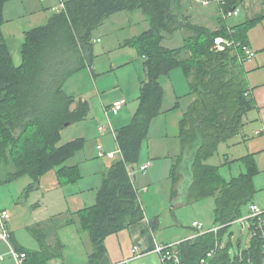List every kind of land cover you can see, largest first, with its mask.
<instances>
[{"label":"trees","instance_id":"16d2710c","mask_svg":"<svg viewBox=\"0 0 264 264\" xmlns=\"http://www.w3.org/2000/svg\"><path fill=\"white\" fill-rule=\"evenodd\" d=\"M0 0V164L7 167L8 180L29 174L36 183L42 175L57 168L59 185L66 187L82 178L78 165L67 161L81 150L86 140L78 138L59 144L66 123L84 120L89 115L87 100L66 92V81L86 66H93L94 31L106 19L122 11L141 10L149 29L127 41L138 48L145 78L141 81L139 105L132 121L117 131L122 157L103 173L93 205L78 210V222L90 237L89 264H101L107 253L106 238L142 221L144 208L139 200L132 171L140 162L141 146L154 118L163 111L165 89L160 79L178 68L191 78L190 94L195 96L180 120L182 153L172 166L170 177L174 194L181 179L190 183L191 200L215 197V221L224 227L180 242L186 264H200L207 253L221 242L228 225L239 219L256 193L255 172L226 181L219 166L209 163L220 144L241 133L245 115L254 101L246 81L244 61L229 49L218 50L214 38L226 35L222 26L215 32L194 25L176 9L177 0H65V9L53 12L45 25L25 31L22 62L16 65L4 35L5 5ZM240 0H227L225 9L238 7ZM253 23L233 26L236 37L248 45L247 33ZM187 28L197 31L201 42L185 48L193 50L184 58L181 49L162 45L164 32ZM76 103V105H74ZM179 106V101L176 107ZM55 221V222H54ZM52 228L74 224L75 218L46 223ZM157 223V220L155 219ZM45 223L29 227L40 243L32 250L11 240L18 252H25L23 264H49L62 258L63 244L48 242ZM215 264H262L257 240L231 256L229 246L217 249Z\"/></svg>","mask_w":264,"mask_h":264},{"label":"rangeland","instance_id":"374dc122","mask_svg":"<svg viewBox=\"0 0 264 264\" xmlns=\"http://www.w3.org/2000/svg\"><path fill=\"white\" fill-rule=\"evenodd\" d=\"M9 2L10 7L8 10L10 12L4 14L6 20L4 35L11 53L16 59H19L20 57L22 58L21 48L24 41V31L39 25H45L48 18L54 12L52 8L60 7L62 0H10ZM123 16L127 19V22L119 26L118 22L124 21L122 18ZM144 18L145 16L142 12L135 14L134 12L130 13L127 11L109 17L105 23L93 33V66L82 68L70 77L64 85V89L67 93L76 96L78 100L81 98L88 101L90 106L89 114L95 113L92 114L93 120L95 121L93 124L95 126H104L105 130L102 132L107 131L109 132L108 134L112 135L114 140L112 149L107 148L105 142L102 141L103 139L100 141V144L104 147L106 152H114L115 158L109 159L108 156H100L98 150L96 152L98 140L94 137L92 141H88L82 136V123L85 120H80L69 125H66L67 123L65 124L59 142L61 145L78 138L86 139L84 147L67 161V165L76 162L82 165V167H80L82 178L75 183V185L72 184L65 188L59 187L57 168L42 175L38 183H36L29 174H24L8 180V169L0 164V210H9L11 218L9 219L8 226L12 228L13 225L17 239L21 244L28 247V249H38L40 247L38 239L34 236L29 227L43 220L51 221L56 218L57 221L60 220L64 222L66 219L75 218L76 222L74 224L64 225L60 228H52V224H54L55 221L53 223H45L46 229L43 232L45 233L48 231V240L50 242L55 243L57 239L62 242V253L69 264H89L90 254L87 253L91 252L90 250H92L93 247L89 234L81 228L78 222V214L75 213L78 211L80 199H77V197H75L76 195L73 196L70 191L73 190V188L78 189L80 186L96 181V176L90 170L93 167L89 164V161L93 160L95 162H100V159H104L101 161L109 162L111 159L117 160L121 157L115 140V130L113 128L114 121L111 120V117L116 116V114L111 115V112L109 115L104 112L103 108H100L103 102L101 96L107 100L117 96L121 99H125L127 101L124 105L125 110H129L136 102V99H138L141 82L138 83V81H136L135 71L133 72L131 70H136V68H138L143 78L145 76L143 60L139 54L138 48L125 42L126 39L131 38L133 34H139L147 28L148 24ZM164 44L172 47H179L183 45V36L176 33L172 39L166 40ZM131 59L133 61L129 62ZM250 62L251 60L244 61L246 68L249 67ZM170 76L171 79L168 75L162 76L160 79L165 88L163 107H173L177 105L176 103L178 101L179 106H174L170 111V115L165 118L163 117L159 120H157L159 116L154 118L155 121H152L151 126L152 124L154 125L152 127L150 126L148 136L142 143L141 154H143V157H141L140 161L142 160L143 162L147 160V156L148 158L150 157L149 159H152V161H150L152 164L145 173L138 168L140 163H138L132 171L135 177L137 175L136 180L134 179V184L140 190L139 193L141 195L147 192L143 190L144 186L147 187V190H150L149 193L158 189V185L162 190H166L170 182L168 172H166V169L164 170V165L162 164L167 163V165H172V158L174 159L175 155L178 153L179 136H175L176 134L173 132L175 127L174 118H176V115H174L175 112L173 111L183 110L186 107L188 103L187 95L189 86H187L186 76L180 68L173 70ZM176 93L177 96H179L178 98ZM74 105H76V103ZM100 111L104 112V116L99 119L97 114ZM97 120L102 122L98 124ZM229 142L230 141H228V143ZM228 143H222L219 146L216 154L209 159V163L219 165L220 173L227 181H230L233 177L240 175L241 172H246L247 168L241 161L226 163L227 157L230 158L232 153L227 149ZM88 151L94 156L86 160L85 154ZM166 156H170L171 158L167 159ZM231 158L233 157L231 156ZM164 160L166 162H164ZM156 164L159 166L156 171V182L158 185L152 182L148 183V175L151 172V167ZM82 170L84 171L82 172ZM152 170L154 171V169ZM254 180L258 189L255 200L264 207L261 200L264 194V176H262V174H256ZM87 192H89V189H87ZM214 201V197H209L198 201L192 200V202L177 206L175 201H171L168 197L162 199V194H160L149 197L145 204L143 203V206L145 207V212H147L146 214L160 215L159 218L163 223L161 224L160 230H162L167 237H175L176 233L194 232L196 230L193 225L194 220L202 222L205 225V229L211 227L215 219ZM61 213H64V215L62 214L60 216ZM173 222L174 224H172ZM244 223L245 228H242V223L240 221L230 224L224 234L223 242L225 245L229 246V252L232 257L239 253L240 250L249 248L251 244L252 234L249 228V221L245 220ZM124 230L109 235L105 242L106 246H108L107 251L109 250V255L114 263L123 258L127 248L128 237L127 231ZM179 242L180 241L177 243ZM0 246L3 247L0 249V257H3L0 264H2L6 259L9 260L12 254L10 247L6 243L0 242ZM132 261L133 260H131L130 264H132ZM59 263L65 264L61 258L49 261V264ZM262 264H264V260Z\"/></svg>","mask_w":264,"mask_h":264},{"label":"crops","instance_id":"0c3cea01","mask_svg":"<svg viewBox=\"0 0 264 264\" xmlns=\"http://www.w3.org/2000/svg\"><path fill=\"white\" fill-rule=\"evenodd\" d=\"M226 1L227 0H177L176 9L185 17L186 21H189L194 25L203 27V28L207 29L209 32H215L224 25L235 26V25H243V24L245 25L248 23H253L252 26H250V28L248 30L247 41H248V45L255 51L256 55L251 59L250 65L248 64L249 65L248 68L245 67V64H243V67L245 70L246 81H247V84L249 86L250 93L253 97L254 105H253V108L244 117V126H243L241 133L238 134L237 136L233 137L232 139H230L229 143L228 142H224V143H228L227 149H228V151H230V153L232 152L231 156L233 157V158H231V156H230L231 159L227 157L226 163H228V162L234 163L236 161H238V162L241 161L245 164V167L247 168L246 172H248L250 169H252V171L255 172V175L256 174H258V175L262 174V176H264V0H240L239 4H238V8L240 9L239 15L234 17V18H231L227 23H225L221 18V12H222V9L224 8L223 3ZM9 3L10 2H7L5 5L4 14H7V12H10L8 10L10 7ZM137 11L138 12H136V11H127V12H130V13L134 12L135 14L142 12V14L145 16L144 19L147 21V24H148L147 28H145L144 31L148 30L150 24H149V21L145 15V13L141 10H137ZM122 12H124V11H122ZM119 13H121V12L115 13L113 15L115 16ZM112 16H110V17H112ZM122 18L124 19V21L118 22L119 26H121L127 22V19L124 16ZM144 31H142L139 34H133V36H131V38L126 39L125 43H127L128 40L142 34ZM176 33L181 34L183 36V45H180L179 47H172L169 45H165L164 42L168 39H172ZM164 35H165V37L162 41V45L167 47V48H171V49L180 48L181 49V56L184 58H188V57L192 56V53H193L192 49H190L188 47L185 48L186 43L191 42V44H193V46H195V45H197V42H201V40L203 39V37L199 36L197 31H194V30L192 31V30L187 29V28L178 29V30L174 31L173 33L164 32ZM23 39H24V35H23ZM13 59H14V62L16 65H20L22 62L21 57L19 59H16V57L13 56ZM132 61H133L132 59H131V61L129 60V62H132ZM181 70L184 72L183 69H181ZM131 71H133V72L135 71V77H136V81H138V83L141 82L142 79L145 78V76L142 78L141 71L138 68H136V70H131ZM184 74H185V72H184ZM168 76L171 79V76L170 75H168ZM185 76H186V74H185ZM190 80H191V78H188L186 76V83H187V86H189V91H188V95H187L188 96V103H187L186 107L183 110L180 109V110H174L173 111V112H175L174 115H176L175 116L176 118H174L175 127H174L173 132L176 134L175 136H179V142H178L179 148L177 150L178 153L175 155L174 159L172 158V161H173L172 165H169V164L167 165V163L162 164V165H164L163 166L164 170L166 169V172H168V178H169L170 184H168L166 190H162V188H159V185L156 182V179H157L156 171H157L159 166H158V164L153 165L152 166L153 168L151 167V172L148 175V183L152 182L153 184H157L158 189H155L154 191H152V193H149L150 190L149 189L147 190V187L144 186L143 190H145L147 192H146V194L141 195L139 193L140 190L136 186V188L138 190L139 200H140L142 206H143V203L145 204V202L148 200L149 197L157 196L160 194H162V199H166L168 197V198H170L171 201H173V202L175 201V203H177V206L192 202V200L198 201L197 199L191 200V195H190L191 191L189 188L190 183L189 182L187 183L184 181L185 176L182 177V179H181L182 184L179 187V189H177L176 194H174L173 182H172V179L170 177L172 166L175 163L177 157L180 156L182 153V145H181V141H180V120L183 117V115L186 112L189 105L191 104V102L195 98V96H192L190 94V91H191ZM140 88H141V84H140ZM139 96H140V94H139ZM176 96H177V93H176ZM178 97L179 96H177V98ZM101 98H102L101 100L103 102H102L100 108L101 109L103 108L104 112L107 114H109L111 112H112L111 115L116 114V116L111 117V120L114 121V126L113 125L112 126L115 130V140L117 142L118 149L120 151L121 148H120V145L117 141V131L121 127L129 124L132 121L134 113L136 112L137 107L139 105V97H138V99H136V102L131 106V108L129 110H125V108L123 107V109L119 112H114L111 110V106L113 105V103L115 101L119 100L118 99V98H120L119 96L113 97L110 100H107V99L103 98L102 96H101ZM126 103H127V101H126ZM174 106H176V105H174ZM174 106L173 107H163V111L159 115L157 120L162 119L163 117L165 118V117L169 116L170 111L174 108ZM104 112L100 111L97 114L99 119L104 116ZM92 114H95V113L89 114L87 116V118L84 119L85 121H83V123H82V134H83L82 136L84 138H86L88 141H90V140L92 141L94 137L98 140L97 144H96V152H97V146H98V144H100V141L102 139H103L102 141L105 142V145L107 146V148L112 149L113 148L112 147L113 141H114L112 138V135L108 134L109 132H107V131H105V132L99 131L100 125L95 126L93 124V122L95 123V121L93 120ZM97 122L99 124L102 121L97 120ZM153 125L154 124H152V126ZM85 136H87V137H85ZM163 152H164V150H163ZM166 152H167V150H166ZM120 154L122 157V151L120 152ZM142 155L143 154H141L140 159H141V157H143ZM93 156L94 155L91 154L89 151L85 154L86 160H88V158H91ZM166 157H167V159L171 158L170 156H166ZM146 158H147V160H145L143 162L141 160L139 162L140 163V165L138 167L139 169H140L141 165H143L149 161H152V159H149L150 157L148 158L146 156ZM101 160H104V159H100L101 163L95 162L93 160L89 161V164L93 167L90 170L96 176V178H95L96 181H94L90 184H85L84 186H80V187H78V189L73 188V190L70 191V193H72L73 196L76 195L75 197H77V199L78 198L80 199V203L78 205L77 210H80L86 206L93 205L96 201L97 190L101 186L102 181H103V173L108 170L109 166L114 161L111 159L109 162L108 161L102 162ZM164 162H166V161L164 160ZM151 164H152V162H151ZM70 165L71 166L78 165L79 167H82V165L79 162L72 163ZM217 166H219V165H217ZM148 169H147V171H148ZM152 169H154V171ZM83 171L84 170H82V172ZM246 172L245 171L241 172L240 175L244 174ZM143 173H145V172H143ZM240 175H238V176H240ZM221 176L225 179V177L222 174H221ZM238 176H235L233 178H236ZM136 178H137V175L135 177V174H134V179L136 180ZM82 181H84V180H82ZM254 183H255V189L257 192L258 189L256 187V182H254ZM59 187L62 188L63 186L59 185ZM63 188H65V187H63ZM87 189H89V192H87ZM263 189H264V187H263ZM86 195H89V196H86ZM255 195H256V193H255ZM255 195L253 198V202L258 203L255 200ZM85 196H86V198H85ZM214 200H215V197H214ZM261 200H262V203L264 204V194L262 195ZM214 203H215V201H214ZM249 205L250 204H248L245 207L244 214L239 219L231 222L230 224H232L236 221L241 222L242 220H248V219H243V218H246L249 214ZM215 207H216V203L214 204V213H215ZM143 208L145 211L144 206H143ZM146 213L147 212H145V217L142 221L135 223V224H132L127 229L124 230V231H127L126 233H127V237H128V244H127L126 251L124 252L123 258H121V260H119L118 262L114 263L111 259V256L109 255V250H108L107 253L105 254V256L102 258L101 264H130L131 260H133L132 264H163L162 259H161V255L156 252V248L158 246L167 245V244H174L173 242L177 243L178 241L182 242L184 240L195 239L198 237L197 230H195L192 233H181L180 232V233H176L175 237L174 236L167 237L165 235V233H163V231L160 230L161 224H163L159 218L160 215H158V214L150 215L149 213L148 214H146ZM62 214L64 215V213H61L60 216ZM57 216H55V217H57ZM62 217H64V216H62ZM155 219L157 220V223L155 222ZM215 220L216 219H214V224L211 227H213L214 225L217 224ZM48 221H50V220H48ZM48 221L43 220L41 222L46 223ZM195 221H197V220H194L193 223ZM38 223H40V222H38ZM172 224H174V222ZM249 224H250V222H249ZM211 227H207V228H211ZM9 229H10L11 233L15 236L18 243L20 245H22L23 247L28 248V247L24 246L23 244H21L20 241L17 239L16 234H15L14 229H13V225H12V228L10 227ZM223 238H224V236H223ZM106 240H107V238H106ZM223 240L224 239H222V241L219 242L221 245L220 249H223L226 246L224 244ZM48 242L50 244H53V245L55 244L53 242H50L49 240H48ZM135 246H137V251H134ZM107 247L108 246H106V248ZM1 248H3V247L0 246V249ZM32 250H40V247L38 249H32ZM90 251L92 252V250H90ZM91 252H89L87 254H91ZM7 257H9V256H7ZM13 259L14 258L9 257V260L6 259L4 261V263H2V264H17L16 261ZM61 259L65 262V264H69L66 261V258L64 256H62Z\"/></svg>","mask_w":264,"mask_h":264},{"label":"built area","instance_id":"2783aa9c","mask_svg":"<svg viewBox=\"0 0 264 264\" xmlns=\"http://www.w3.org/2000/svg\"><path fill=\"white\" fill-rule=\"evenodd\" d=\"M225 5V2L223 3ZM53 11L60 12L65 9V0H62L60 7H53ZM240 13V9L238 7L234 8H224L221 12V18L222 20L227 23L229 19L234 18L238 16ZM226 28V35H218L214 38V47L218 50H225L229 49L233 53H235L239 59L240 62H243L245 60H251L255 55V51L249 46L244 44L241 40H239L236 37L237 30L233 26L224 25ZM126 104L125 99H119L113 103L111 106V110L114 112H119L123 109L124 105ZM105 127L100 125L99 131H104ZM98 154L100 156H108L109 158H115L114 152H106L104 147L101 144H98L97 146ZM121 152V150L119 151ZM151 162H147L140 166V170L142 172H146L147 169L150 167ZM11 218V214L9 210L2 209L0 210V242L6 243L10 249L11 254L14 260L17 264H23V261L26 258L25 252H18L14 245L12 244V233L9 229L8 222ZM248 219L250 224L249 228L251 230L252 234V240H257L260 244L261 253L263 255L264 260V207L259 205L256 202H252L249 205V214L246 218ZM245 220H242L241 222L242 227L245 228L244 224ZM194 227L197 230V235H204L207 233H215L218 234V232L224 227V225L216 224L211 228H206L202 222L195 221L193 223ZM221 248V245L219 242L216 243V246L214 249L209 251L207 253V258H203L200 261V264H215L214 258L215 254L217 253V249ZM134 251H137V246H135ZM156 252L161 255L162 263L163 264H186V262L183 260L181 255V249H180V243H174V244H167V245H160L156 248ZM3 259V257H0V261Z\"/></svg>","mask_w":264,"mask_h":264},{"label":"water","instance_id":"95a60500","mask_svg":"<svg viewBox=\"0 0 264 264\" xmlns=\"http://www.w3.org/2000/svg\"><path fill=\"white\" fill-rule=\"evenodd\" d=\"M66 125H69V123H67Z\"/></svg>","mask_w":264,"mask_h":264}]
</instances>
